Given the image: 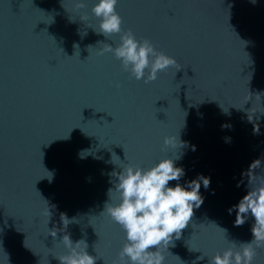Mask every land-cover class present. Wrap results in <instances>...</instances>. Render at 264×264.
Instances as JSON below:
<instances>
[{"label": "water", "instance_id": "95a60500", "mask_svg": "<svg viewBox=\"0 0 264 264\" xmlns=\"http://www.w3.org/2000/svg\"><path fill=\"white\" fill-rule=\"evenodd\" d=\"M96 3L0 0V264H60L66 234L84 240L96 264L118 261L125 232L102 215L119 203L108 195L112 173L174 157L163 145L173 135L185 145L179 183L203 175L210 186L201 184L204 203L181 238L162 249L165 264L239 250L254 218L234 226L228 209L264 178V0H118L122 29L177 61L148 84L111 53L97 55L119 36L93 30ZM256 253L253 264H264V248Z\"/></svg>", "mask_w": 264, "mask_h": 264}, {"label": "clouds", "instance_id": "9594fccd", "mask_svg": "<svg viewBox=\"0 0 264 264\" xmlns=\"http://www.w3.org/2000/svg\"><path fill=\"white\" fill-rule=\"evenodd\" d=\"M251 2L255 4L256 0ZM117 4L118 0H98L91 9L93 16L100 21L99 31L92 28L97 35H103L105 39L113 35L119 36L118 46L104 44L97 55L111 53L121 62L123 70L129 72L136 81L143 80L145 84L154 82L158 73L175 67L177 61L157 51L149 39H137L131 29L124 31L122 18L116 11ZM75 7L83 9L85 5L77 3ZM81 20H88V16L82 15ZM254 131L258 133V127ZM163 145L165 149L174 150V157L161 159L148 169L129 165L121 168L122 171L119 173H112L118 182L114 189H109L108 195L110 198L111 193H118L119 203H107L102 215L109 216L118 224L126 237V242L119 252V259L113 261V264H165L166 257L162 249L168 251L173 240L181 238L183 230L193 218L194 209L200 208L204 203L200 192L201 184L207 190L210 178L199 175L182 186L179 181L184 177L185 170L175 166V161L180 159L177 151L185 145L179 140L178 135L166 136ZM88 154L82 152L81 158ZM260 165L259 160L250 165V170L246 173L249 177V187L253 185V180L257 179L252 170L259 168ZM49 179L51 180V174ZM172 181L177 182L174 187L169 186ZM239 186L238 184L237 187ZM233 212L234 226L237 227L244 225L249 216L254 218L251 227L253 239L250 243L240 244L239 250H234L236 244L232 243L222 254L217 253L208 258V264H253L257 255L256 249L264 248V178L261 179L259 186H251L238 204L228 209L229 215ZM44 215L50 216L48 208ZM61 220L67 228L69 219L62 215ZM49 234L55 237L57 230L53 229ZM62 243L68 254L56 256L60 264H96V260L101 258L88 254L86 251L88 245L84 240L73 244L70 235L66 234L62 238ZM204 257L201 256L200 259Z\"/></svg>", "mask_w": 264, "mask_h": 264}]
</instances>
